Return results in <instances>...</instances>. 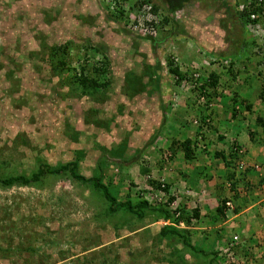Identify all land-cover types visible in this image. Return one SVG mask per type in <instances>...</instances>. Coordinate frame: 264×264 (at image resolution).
<instances>
[{"label": "rangeland", "instance_id": "374dc122", "mask_svg": "<svg viewBox=\"0 0 264 264\" xmlns=\"http://www.w3.org/2000/svg\"><path fill=\"white\" fill-rule=\"evenodd\" d=\"M115 1L126 11L131 1L134 4L138 0ZM148 1L159 8L151 14L153 22L167 15L169 20L162 30L176 24V33L164 35L161 29L143 32L132 27L133 16L139 24L145 15L136 21L135 7L127 20H114L111 0H0V176H28L42 165L75 161L80 176L99 177L108 189L118 192L117 201H134L141 196L153 208L145 210L141 219L122 211L110 215L91 182L76 181L66 174L41 176L35 185L0 186V264H180L181 259L188 264H207V259L181 252L184 247L178 240L160 236V229L168 223L158 217L154 207L165 205L174 194L170 209L183 203L189 213L199 200L202 216L211 186H219V177L209 184V180H202L196 195L182 189L185 183L174 182L175 178L169 181L175 190L170 186L164 194L147 185V176L140 174L138 167L149 166L148 176L153 180L164 178L161 171L158 176L151 173L156 169L154 155L159 148L144 145L162 121V106L168 107L167 119L173 117L175 122H171L177 126L185 122L188 135L193 134L194 119H199L196 108L204 102L196 88L199 79L211 70L210 60L214 58L200 46L212 52L224 48L220 25L224 14L215 10L214 3L203 7L189 0L170 15L163 0ZM67 42L71 46L64 61L75 71L86 59V49L105 50L110 74L103 93L78 95L69 89L63 75H56L48 48ZM166 59L186 74L184 81L174 82ZM259 67L264 70V65ZM153 75L158 78L156 88ZM133 79L138 85L135 90ZM223 81L230 80L222 76L218 81L217 90L222 95L230 97L232 88L239 92L244 88L241 97L248 102L255 100L243 74L234 83H227L228 88L222 87ZM213 111L216 113L205 116L210 117L206 127L211 122V127L226 137L227 129L213 122L221 110L218 114ZM173 129L166 122L163 134L177 133ZM206 136L212 138L213 134L207 130ZM122 141L126 145L119 155ZM263 145L251 144L259 152L264 151ZM192 222L190 240L200 245V232L210 236L214 229L206 224L205 217ZM233 233L238 234V230L224 235ZM239 244L243 246L242 239ZM222 250L219 247L217 251V264H258Z\"/></svg>", "mask_w": 264, "mask_h": 264}, {"label": "trees", "instance_id": "16d2710c", "mask_svg": "<svg viewBox=\"0 0 264 264\" xmlns=\"http://www.w3.org/2000/svg\"><path fill=\"white\" fill-rule=\"evenodd\" d=\"M111 1H113V4L110 7V13L111 17L116 21L127 20V17L132 12L134 7L140 9L143 5H148L147 13L150 15H154L157 9H159L155 4H149L150 2L148 0H138L134 4L131 1L129 9H126L125 11L115 0ZM122 1L124 2L125 0ZM163 1V4L166 6V14L169 13L170 15L178 10L180 6L189 2V0ZM195 1L203 7L214 3V5H216L214 6L215 10H222L224 14L223 18L220 19L224 48L218 52H212L211 50L204 49L200 46L201 50L203 49V51L207 54L213 55L214 58L211 57L210 60L211 65H213L211 70L208 71L205 78L199 79L200 85L196 88L199 98L201 100L204 99V102L202 100L203 106L196 108L199 119L196 120L198 117L196 116L194 119L196 126L192 128L193 134L188 135L189 131L184 127L186 123L180 122V125L175 126L173 122H171H175L173 117L169 118L171 120L166 118L165 109H168L167 105L162 106V121L158 123V127H156V129H152V134L149 136L148 141L144 142V145L147 147L151 145L154 146L159 138L167 137V135L163 134V129L166 122H170V126H173V130L177 131V133H173L172 135H169L167 139H164L165 147L157 150L160 157H158L159 159L155 162V170H157V172L164 170L174 176L171 172L172 169L170 167V163L178 161L185 164L186 172L179 171L178 175L187 185V189H193L194 191L197 188V182L199 180L212 179L213 174H210V172L216 169L214 164H221L224 171L222 172V168L220 171L215 170L216 172H214V175H217L219 178H223V182L227 183L226 185L228 190L235 192V177L242 174L245 169L241 160L243 150L236 144L235 141L227 142L222 134L217 133L216 127L209 126L207 128L206 126L208 123L206 122V115H204V113L207 111L206 108L210 103L209 101L220 97V99H222L221 105L223 107V111H229L230 118L238 121L237 123L240 125V128L247 133L250 142H260L264 144V117L256 115L254 117V122L246 123L244 120L247 118L241 116L243 112H247L249 114L251 113L250 108L252 103L248 102L247 99H243V106L240 105V107H238V104V106L234 107L236 104L234 93L228 100L225 95H222L217 90L218 81L222 76H228L230 81L222 82V87L228 88V84L230 85V83H234V81L239 78V75L243 74L244 84L247 89L255 94L257 101L264 103V70L262 69L261 71V69H259V65H264V35H262L264 34V0ZM108 7L109 6H106V8ZM168 20L169 17H167V15H162L157 22H153V20L150 19L145 20L140 24L144 29H153L155 31H159L161 29L159 32L162 34L173 35L177 32L175 30L176 24H173L172 28L170 27L168 30H162L164 29L163 25L167 24ZM148 39L150 38H147V40ZM70 46V42H67L58 46L53 45L48 48L49 57L53 63L51 67L55 71L56 75H63L69 89L78 95L93 97L97 96L98 93H103L109 83L108 73L110 74V60L105 54V50L97 47L86 49L84 52L86 59L83 60V63L80 64L79 68L76 69L77 71H75L64 61V58H67L68 56ZM89 51L92 53L87 57V53ZM166 66L168 73L174 78V82L176 84H179L186 79V74L181 72L177 66H172L170 59H166ZM153 76L154 85H156L154 88H156L158 78H156V75ZM251 81L258 82L257 84H253ZM150 82H152V79ZM136 87H138V85H136L134 80L133 89L135 90ZM93 123L96 125L98 124L96 122ZM207 130L213 134L214 138L210 137V139H206ZM125 145L126 144L123 141L118 145L119 155L123 154L120 150L123 149ZM212 145L215 147L212 148ZM219 146L222 148H219ZM134 153L135 151L132 154L133 158L135 157ZM136 155L138 156V154ZM201 159L203 161L205 160L204 165L201 164ZM255 166H253V170L257 171L254 168ZM76 168L77 165L75 161L67 162L65 164H56L53 167L42 165L37 168L34 173H31L28 176L23 174L12 176L8 175L4 177L0 176V186L8 188L14 185H35V182H38L41 176L66 174L69 178L76 181L91 182L92 187L97 190L102 197L105 213L112 215L115 212L122 211L128 213L129 215H133L137 219H141L145 210L150 209V211H153L149 202L144 200L141 196L136 197L134 201L129 200L128 198L123 201H117L116 195L118 192L116 190H113V188L108 189L104 183L100 182L99 177L91 179L83 178L76 172ZM138 168L140 174L147 176L146 183L149 187L159 190L164 194L168 193L170 186L168 179L161 178L153 180L148 176L149 168L143 166H139ZM222 173L223 176H221ZM222 188V185L216 186L215 189H218V194L216 192L217 196L215 197V204L204 206V214L202 216L200 215V201H195V205H193L189 213L187 212V205L183 203L181 206L177 205L176 207L170 209V205L176 199L174 194L168 197L165 205L161 204L154 207L158 217H160L162 221H166L168 223L167 226L160 229V236L168 237L171 240H178L184 247V249H181V252H185V254L192 257L207 259V264H217V257L219 256L217 251L219 250V247L223 249V253H228V251L231 250L239 256L241 254L239 250H242L239 246L240 239H236V235H228V237H225L226 239L222 236L224 235L222 224L226 221L228 213L227 210L232 208L231 203H233L230 198L231 196L219 195V190ZM242 189L243 191H247L245 183ZM213 195L214 193L212 192V194L209 195V198L212 199L211 197H213ZM237 208L231 209L230 213L235 214L238 210ZM201 217L206 218V224H209L214 231L210 236L205 231L200 232L202 240L200 245H198L190 240L192 233L191 226L194 224L192 221L197 222V220ZM179 224H183L185 228H179ZM243 255L241 254V257H243ZM220 259H222V257ZM202 261L204 262V260ZM178 262L180 264H188L187 262H183L182 259ZM236 263L239 264L238 262ZM243 263L246 264L247 262Z\"/></svg>", "mask_w": 264, "mask_h": 264}, {"label": "crops", "instance_id": "0c3cea01", "mask_svg": "<svg viewBox=\"0 0 264 264\" xmlns=\"http://www.w3.org/2000/svg\"><path fill=\"white\" fill-rule=\"evenodd\" d=\"M237 79H239V78H237ZM231 91L235 95L234 98H235L236 104L234 107L238 106V104H239L238 107H240V105L243 106L244 105V103H243L244 98L241 96L243 95V92L245 91V89L243 88L242 91L239 92L238 90L232 88ZM229 98L230 97H227L228 100H229ZM211 101L213 103H209L210 108L206 109L208 112L207 115H210L211 112H215V111H213V109L217 111V114L221 110V114H219V115L215 114V118L213 121L215 123L214 125H218V126L222 127L223 129H227V131L225 130L227 133L226 137L224 136L225 140H227V142L235 141L236 144L243 150V153H242L243 155L241 156V160H242L243 165L245 166V169H244V172L242 174L235 177V179H236L235 180V185H236L235 192H232L231 190H228L227 188H225V185L227 183L223 182V178H218V176L214 175V172L220 171L221 168H222V172L224 171V168L221 166V164H218V165H216L217 163L214 164V166H216L215 167L216 169H214V171H211V174H213L212 179L207 181V184H209V182L211 180L213 182V178L217 177L218 181L216 183L218 185H222V187H223L221 190H219L220 191L219 195L231 196L230 198L233 201V203H231L229 201L232 204V208L227 210L228 213L226 212L227 213V217H226L227 219L222 224L223 225V231L225 230V232H228V231H233V230L237 229L238 234L234 233L232 235H236L240 240L241 239L243 240V246H240V244H239V246H240V248L241 247L244 248V250H239V248H238L239 252L242 255L244 254L243 257L248 258V261L254 260V261H257L258 264H264V246L262 245V244H264V173L261 172V170L260 171L259 170L258 171L253 170V166H255V165L259 168H264V154H262L264 151L261 150V152H259L260 149L254 148L251 146V144L253 142H250L247 133L240 128V125L237 123L238 121L230 118V112L229 111H226V112L223 111V107L221 105L222 99L216 100V98H214V99H211ZM253 101L258 102L259 104L254 105ZM253 101L251 102L252 103V106L250 108L251 113L249 114L247 112H243L241 114V116H244L247 118L246 120H244V122H246V123L247 122H250V123L254 122V117L256 115H261L262 117H264V103L257 101L256 98ZM204 115H206V114H204ZM219 119H223V120L228 121V122H219ZM237 119H239V118H237ZM208 120H210V117L206 118V122ZM179 124H180V122H179ZM211 124L212 123L209 122L208 127L211 126ZM235 126H237V127H235ZM191 131H193V130H191ZM217 133H218V131H217ZM220 133L221 132H219L218 134H220ZM161 139H160V143L155 145V148L162 149L165 147L164 139H167V137H162ZM206 139H210V137L206 136ZM213 147H215V146L212 145V148ZM263 147H264V145H263ZM219 148H222V147L219 146ZM158 157H160V156L156 151L154 158H156V160H157V159H159ZM201 164L204 165L205 160L203 161L201 159ZM170 167L172 169L171 172L173 173L174 176L170 175L169 172H165L163 170V171H161V175H164V179H168L169 181H172L173 179L176 178L177 180H174V182L181 180L180 176L178 174H179V171H185L186 172L185 164H182L178 161H174V162L170 163ZM148 168H149V166H148ZM151 173H154L157 176L159 175L157 170H155L153 172L151 171ZM221 176H223V173L221 174ZM181 182H182V180H181ZM197 183H198L197 186L199 184H202V180H199ZM244 183L246 185L247 191H243V189H242ZM238 184H239V186H238ZM215 185H214V187H215ZM170 186L172 188L174 185L171 184ZM170 186H169V188H170ZM174 187H173V190H175ZM214 187L211 186V188H212L211 190H213L212 192L214 193V195H213V197H211L212 199L207 198L205 206L213 205V202L215 203V197L217 196L216 192L218 194V189L216 190ZM182 189H185L187 191V193H189V194L193 193L192 195H196L195 194L196 191L195 190L193 191V189L188 190L187 185H185V184L182 186ZM211 190H210L209 195L212 194ZM176 191H177V189H176ZM200 204H202V203H200ZM233 208L238 209L235 214L230 213L231 209H233ZM222 236H223V238L226 237L225 235H222ZM237 257H238V255H237ZM251 257H253L254 259H252ZM237 260L240 261L241 259L237 258ZM240 262L242 263V261H240Z\"/></svg>", "mask_w": 264, "mask_h": 264}, {"label": "built area", "instance_id": "2783aa9c", "mask_svg": "<svg viewBox=\"0 0 264 264\" xmlns=\"http://www.w3.org/2000/svg\"><path fill=\"white\" fill-rule=\"evenodd\" d=\"M147 10H148V7L146 5H143L142 8L136 10V15H138L137 17L135 16L136 21H138V19H140L142 17V15L145 14V15H143L144 18H142V20H140L139 24L135 22L134 16H133L134 14L132 13L133 19L132 20L130 19L131 20L130 21V25L132 27H136V28L137 27L138 28L140 27L139 30H142L143 32H145V29L141 26L140 23L143 22V21H145V20H147L148 18L152 17V15H150L149 13H147ZM139 12H141V13H139ZM262 35H264V34H262ZM254 168L256 170H259V171L261 170V172H264V169L263 168H259L257 166H255Z\"/></svg>", "mask_w": 264, "mask_h": 264}, {"label": "clouds", "instance_id": "9594fccd", "mask_svg": "<svg viewBox=\"0 0 264 264\" xmlns=\"http://www.w3.org/2000/svg\"><path fill=\"white\" fill-rule=\"evenodd\" d=\"M258 171V170H257ZM233 239V238H232ZM236 239H238V237L236 236Z\"/></svg>", "mask_w": 264, "mask_h": 264}]
</instances>
